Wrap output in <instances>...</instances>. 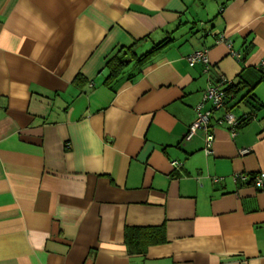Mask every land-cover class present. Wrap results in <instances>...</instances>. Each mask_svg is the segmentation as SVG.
Masks as SVG:
<instances>
[{"label": "crops", "instance_id": "0c3cea01", "mask_svg": "<svg viewBox=\"0 0 264 264\" xmlns=\"http://www.w3.org/2000/svg\"><path fill=\"white\" fill-rule=\"evenodd\" d=\"M263 60L264 0H0V264H264Z\"/></svg>", "mask_w": 264, "mask_h": 264}, {"label": "built area", "instance_id": "2783aa9c", "mask_svg": "<svg viewBox=\"0 0 264 264\" xmlns=\"http://www.w3.org/2000/svg\"><path fill=\"white\" fill-rule=\"evenodd\" d=\"M219 41L223 40V37L218 39ZM235 57H239L238 53H232ZM186 60L189 66H193L196 63L200 62L203 64V71H207L209 67L207 49H196L186 56ZM257 68H260L264 71V60L260 62ZM231 83L224 76H221L216 83H209L202 95V102L195 109V119L188 126L187 131L184 134V139H190L199 129L204 130V147L203 150L205 154H209L212 151V145L214 141V135L210 130V118L214 117L213 114L216 111L222 110V114L216 116L214 119L217 124H224L231 135H234L236 129L240 124L239 118L227 109L226 107V93L223 89L224 86H227ZM209 103L210 108L208 110H202V104ZM245 117V116H244ZM251 118H254L253 116ZM241 154L247 153L248 149H240ZM171 165L179 166V161H172ZM235 181H240L242 183L252 182L255 188L263 190L264 189V172L259 173H246L240 172L233 175ZM219 180V178H215Z\"/></svg>", "mask_w": 264, "mask_h": 264}, {"label": "trees", "instance_id": "16d2710c", "mask_svg": "<svg viewBox=\"0 0 264 264\" xmlns=\"http://www.w3.org/2000/svg\"><path fill=\"white\" fill-rule=\"evenodd\" d=\"M127 63V58L125 57V55L122 53L121 55L115 57L113 60L108 61L107 65L110 68V77H114L117 76V73L119 72V70L121 69V67ZM258 71H260L262 74H264V71H262L260 68H257ZM233 83L231 82L229 85L226 86V88L224 89L225 93H226V98L228 95V92H230L231 90H233ZM226 107L229 110L228 106H227V102H226ZM244 120H248V117L243 118ZM239 120L242 122L243 120H241L239 118ZM240 122V124H241ZM239 124V125H240ZM162 240V239H161ZM135 242V241H133Z\"/></svg>", "mask_w": 264, "mask_h": 264}]
</instances>
